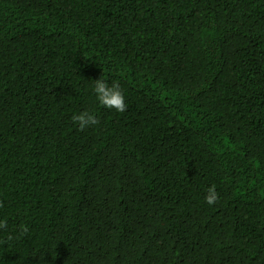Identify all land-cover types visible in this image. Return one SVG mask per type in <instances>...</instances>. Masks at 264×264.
<instances>
[{"label":"trees","instance_id":"1","mask_svg":"<svg viewBox=\"0 0 264 264\" xmlns=\"http://www.w3.org/2000/svg\"><path fill=\"white\" fill-rule=\"evenodd\" d=\"M0 221V264H264V0H0Z\"/></svg>","mask_w":264,"mask_h":264},{"label":"clouds","instance_id":"2","mask_svg":"<svg viewBox=\"0 0 264 264\" xmlns=\"http://www.w3.org/2000/svg\"><path fill=\"white\" fill-rule=\"evenodd\" d=\"M93 92L97 103L108 109L116 112H124L126 110L125 96L118 83H109L103 76L94 81ZM73 122L79 127L80 130L98 124L96 116L91 112H81L72 116ZM218 199L215 186L208 188L205 202L208 205H214ZM6 227V224L0 221V229ZM26 227H22L23 232H27Z\"/></svg>","mask_w":264,"mask_h":264}]
</instances>
